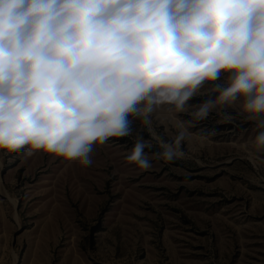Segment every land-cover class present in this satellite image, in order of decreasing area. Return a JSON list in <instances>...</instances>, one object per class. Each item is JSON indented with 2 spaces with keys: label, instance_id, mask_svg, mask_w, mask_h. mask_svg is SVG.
<instances>
[{
  "label": "clouds",
  "instance_id": "obj_1",
  "mask_svg": "<svg viewBox=\"0 0 264 264\" xmlns=\"http://www.w3.org/2000/svg\"><path fill=\"white\" fill-rule=\"evenodd\" d=\"M234 107L264 151V0H0V150L87 168L138 119L151 138L126 159L148 170L153 142L184 159L189 128ZM163 108L189 117L171 140L153 126Z\"/></svg>",
  "mask_w": 264,
  "mask_h": 264
},
{
  "label": "rangeland",
  "instance_id": "obj_2",
  "mask_svg": "<svg viewBox=\"0 0 264 264\" xmlns=\"http://www.w3.org/2000/svg\"><path fill=\"white\" fill-rule=\"evenodd\" d=\"M228 111L230 123L214 111L189 128L184 159L155 158L153 142L148 170L126 159L151 138L138 119L87 168L0 150V264H264V151L254 122ZM187 119L163 108L153 126L171 140Z\"/></svg>",
  "mask_w": 264,
  "mask_h": 264
}]
</instances>
